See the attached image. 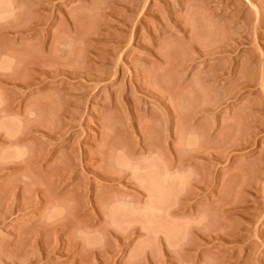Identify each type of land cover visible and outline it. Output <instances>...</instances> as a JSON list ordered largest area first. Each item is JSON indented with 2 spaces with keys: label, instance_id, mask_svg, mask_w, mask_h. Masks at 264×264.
<instances>
[{
  "label": "rangeland",
  "instance_id": "rangeland-1",
  "mask_svg": "<svg viewBox=\"0 0 264 264\" xmlns=\"http://www.w3.org/2000/svg\"><path fill=\"white\" fill-rule=\"evenodd\" d=\"M0 264H264V0H0Z\"/></svg>",
  "mask_w": 264,
  "mask_h": 264
},
{
  "label": "bare ground",
  "instance_id": "bare-ground-1",
  "mask_svg": "<svg viewBox=\"0 0 264 264\" xmlns=\"http://www.w3.org/2000/svg\"><path fill=\"white\" fill-rule=\"evenodd\" d=\"M188 1H189V0H188ZM188 3H189V2H188ZM192 3H193V2H192ZM206 3H207V2H206ZM209 3H210V2H209ZM186 4H187V3H186ZM187 5H188V4H187ZM206 5H207V4H206ZM202 6H203V5H202ZM203 7H205V6H203ZM212 8H213V7H212ZM212 10H213V11H212L211 13L214 15V13L217 12L218 8L216 9V11H215L214 9H212ZM207 11H208V10H207ZM213 12H214V13H213ZM206 13H207V12H206ZM212 14H211V15H212ZM215 14H217V13H215ZM209 15H210V14H209ZM218 15H219V14H218ZM215 16H216V15H215ZM215 16H214V17H215ZM220 18H221V17H220ZM223 18H224V17H223ZM221 19H222V18H221ZM228 22H229V21H228ZM231 22H232V21H231ZM226 23H227V21H226ZM217 27L219 28V26H217ZM219 33H220V32H219ZM222 33H223V32H222ZM25 116H26V115H25Z\"/></svg>",
  "mask_w": 264,
  "mask_h": 264
}]
</instances>
